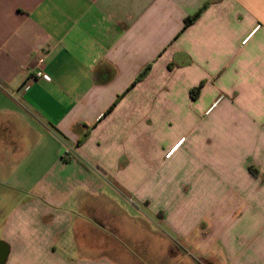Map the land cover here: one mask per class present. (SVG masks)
<instances>
[{
	"label": "crops",
	"instance_id": "1",
	"mask_svg": "<svg viewBox=\"0 0 264 264\" xmlns=\"http://www.w3.org/2000/svg\"><path fill=\"white\" fill-rule=\"evenodd\" d=\"M0 264H264V0H0Z\"/></svg>",
	"mask_w": 264,
	"mask_h": 264
},
{
	"label": "built area",
	"instance_id": "2",
	"mask_svg": "<svg viewBox=\"0 0 264 264\" xmlns=\"http://www.w3.org/2000/svg\"><path fill=\"white\" fill-rule=\"evenodd\" d=\"M40 64H43V62H44V60L43 59H41L40 61ZM35 78L36 79H43V80H46V81H50V77H49V75H47L46 73H44L43 71H40V72H38L36 75H35ZM28 89V87L26 88V90ZM224 98L223 97H221L214 105H213V108H215L217 105H218V103L219 102H221L222 100H223ZM183 142H185V140L183 139V140H181L180 141V143L172 150V151H170L168 154H167V158L169 159L170 157H171V155L173 154V152L177 149V147L180 145V144H182Z\"/></svg>",
	"mask_w": 264,
	"mask_h": 264
},
{
	"label": "trees",
	"instance_id": "3",
	"mask_svg": "<svg viewBox=\"0 0 264 264\" xmlns=\"http://www.w3.org/2000/svg\"><path fill=\"white\" fill-rule=\"evenodd\" d=\"M203 10L200 11L198 14H196L195 16L189 18L186 22H185V28H187L188 26H190L192 23H194L202 14ZM203 83L200 85V87L197 89L198 91H200V89L203 87ZM89 137V135L86 136V139Z\"/></svg>",
	"mask_w": 264,
	"mask_h": 264
},
{
	"label": "rangeland",
	"instance_id": "4",
	"mask_svg": "<svg viewBox=\"0 0 264 264\" xmlns=\"http://www.w3.org/2000/svg\"><path fill=\"white\" fill-rule=\"evenodd\" d=\"M224 98V97H223ZM175 129H178V128H175Z\"/></svg>",
	"mask_w": 264,
	"mask_h": 264
}]
</instances>
